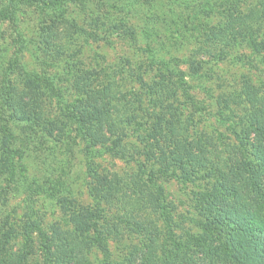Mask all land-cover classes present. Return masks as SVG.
<instances>
[{
	"label": "trees",
	"instance_id": "trees-1",
	"mask_svg": "<svg viewBox=\"0 0 264 264\" xmlns=\"http://www.w3.org/2000/svg\"><path fill=\"white\" fill-rule=\"evenodd\" d=\"M77 1L81 0H0V21H8L14 33L15 51L7 69L19 78L4 83L0 93V166L15 185L12 187L24 193L22 228L26 243L35 233L41 242L43 260L50 264H68L73 260V264H83L84 250L94 245L103 250L102 264H112L105 239L123 224L145 239L139 252L132 251L119 264H264V79L256 85L244 77L237 97L217 98V115L233 136L232 143H225L224 135L220 143L208 134L192 136L197 121L192 115H197L204 105L196 104L189 81L191 77H205L206 63L225 60L238 46L249 47L264 62V0L260 10L253 8L246 16L234 17L230 13L228 20L209 27L202 25L207 24L205 21L196 25L182 17L189 34L191 27L200 28L191 52H212L209 59L195 61L194 57L177 56L163 45L147 42L143 52L157 79L147 81L138 70L128 69L127 74L134 76L144 90L147 104L139 96L129 97V93L118 89L115 75L120 72L119 65L106 74L100 87L91 85L93 72L79 67L68 71L65 76L71 78L77 92L74 99H69L57 85L56 77L29 68L23 61L27 40L19 30L18 12L25 6L35 7L43 15L35 42L51 59L71 57L83 42L103 39L97 28L87 31L67 17V5ZM206 9L207 15L215 12L214 7ZM237 21L241 27L235 29L233 24ZM152 31L153 28L143 29L146 40L152 41ZM203 32L206 40H201ZM183 64L187 70L182 69ZM176 91L185 95L179 104L170 101ZM187 100L192 104L191 110L188 108L190 114L185 116ZM231 100L239 105L244 102V111L238 114L231 110ZM49 106L55 113L50 114ZM201 118L205 119L203 115ZM19 127L38 128L42 137L53 140L68 137L71 131L82 144L86 171L93 178L88 188L93 207L71 211L74 227L67 235L56 230L49 234L37 215L36 182L26 174L25 149L16 145L15 130ZM106 155L134 166L112 173L100 172L95 159ZM169 179L181 183L203 179L209 187L193 196L195 214L190 222L199 231L186 233L184 239L169 232L157 253L154 220L158 214L167 220L170 205L161 182ZM56 192L53 189L51 196L55 197ZM102 203L114 212L110 221ZM13 236L10 226L0 234V264H29V251L16 259L5 252L6 243ZM74 239L76 255H72L70 247Z\"/></svg>",
	"mask_w": 264,
	"mask_h": 264
},
{
	"label": "rangeland",
	"instance_id": "rangeland-1",
	"mask_svg": "<svg viewBox=\"0 0 264 264\" xmlns=\"http://www.w3.org/2000/svg\"><path fill=\"white\" fill-rule=\"evenodd\" d=\"M261 1L81 0L70 3L66 9L67 17L73 18L87 31L97 28L103 39L80 42L82 47L76 54L71 57L63 55L61 60L47 57L37 47L36 32L42 24L43 15L35 7L25 6L18 12L19 30L27 40V49L23 50L22 59L29 68L56 77L57 85L69 95V99H74L77 92L71 85V78L67 79L65 76L68 71L73 70L74 67L89 70L93 72L89 79L91 85L100 87L103 84L102 80L107 79L106 74H109L115 65H119L120 72L115 75V79H118L119 83L118 89L125 94L129 93V97H132L133 94L139 96L142 103L147 104L148 97L143 92L144 90L136 83L134 76L127 75L129 74L128 69H131L135 72L140 71L147 81L157 79L155 69L148 67L143 52L147 42L153 46L163 45L170 49V53L177 56L194 57L195 61L202 57L209 59L212 52L204 54L197 50L191 52L195 49L194 43L196 37L199 36L200 28L192 29L191 27V34H189L188 27L185 28L182 24V17H187L192 24L196 25L198 21H205L207 24L202 25L209 27L228 20L227 14L231 13L234 17L237 14L246 16L253 8L260 10L262 8ZM209 7L215 9L212 16H210L211 13L207 15L206 8ZM207 16L210 17L207 18ZM200 27H202L201 24ZM233 27L235 29L241 27V22H235ZM150 28L154 29L151 34L152 41L146 40L143 34V29ZM202 34L201 40H206V33ZM13 35L10 23L0 21V93L4 83H8L9 80L11 83L19 80L16 75H10L7 69L15 51ZM176 47L179 50H176ZM165 56L168 57L169 54H165ZM258 58H260L259 55L252 54L249 47L238 46L229 52V56L225 60L206 63L204 66V68L206 67L205 77L190 78L188 76L193 85L190 92L194 94L196 104L201 102L204 105L197 115H192L197 119L193 126V130L196 132H192V136L204 133L218 139L220 143L221 137L224 135L225 143L234 141L231 133L226 130L225 123H222L217 115L218 109H220L217 98L220 99L222 95H228L230 98L237 97L244 77L249 78L256 85L264 79V62ZM181 67L184 70L188 69L184 64ZM241 98L239 96V99ZM184 100L185 95L182 94V91H176L174 98L170 101L179 104ZM231 102L230 109L235 113L239 114L244 111V102L241 105L233 100ZM191 104V101H186L185 116L187 113L190 114ZM49 111L52 114L51 106H49ZM199 113L201 116H198ZM202 115L205 119L201 118ZM15 131L16 145L25 149L26 174L33 177L36 182L34 207L42 226L49 234H53V231L56 230L61 232V235H67L74 227L71 211L82 207H93V200L88 192L89 184L93 182V178L86 171L82 144L73 138L74 135L71 131L68 137L65 135L58 140L42 137L38 128L22 130L19 127ZM95 163L98 164V171L104 173L123 171L134 166L132 163H126L110 155L95 159ZM161 184L164 187L165 200L170 205V211L167 220L159 214L157 217L155 216L154 223L158 233L155 242L157 253H160V244L163 240H167L169 232L176 238L184 239L186 233L199 231L190 222V217L195 214L193 196L196 191L209 187L203 179L185 183L169 179L163 180ZM12 186L15 187L0 166V234L4 233L9 226L13 227L14 231V236L5 245V252L16 259L19 255L29 251L27 255L29 264H50L43 260L41 242L35 233L31 234L32 239L28 244L25 241L22 228L24 224V193L16 191ZM53 189L58 190L55 197L51 196ZM102 207L105 208V216L110 221L114 213L113 210L105 203H102ZM143 239H145L143 236L132 232L121 224L116 233L106 236L108 260L112 264L123 263L132 251L136 253L140 251ZM75 241L76 239L70 241V247L73 249L72 255L78 253L75 252L77 251ZM84 256L81 259L83 264H102L104 253L102 249L94 245L84 250ZM73 261L68 264L75 263Z\"/></svg>",
	"mask_w": 264,
	"mask_h": 264
}]
</instances>
